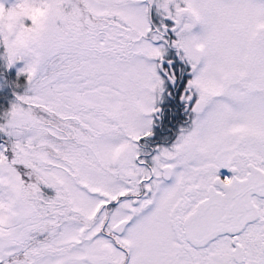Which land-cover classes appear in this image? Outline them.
<instances>
[{
	"label": "snow or ice",
	"instance_id": "6c2138e0",
	"mask_svg": "<svg viewBox=\"0 0 264 264\" xmlns=\"http://www.w3.org/2000/svg\"><path fill=\"white\" fill-rule=\"evenodd\" d=\"M0 264H264V0H0Z\"/></svg>",
	"mask_w": 264,
	"mask_h": 264
},
{
	"label": "rangeland",
	"instance_id": "374dc122",
	"mask_svg": "<svg viewBox=\"0 0 264 264\" xmlns=\"http://www.w3.org/2000/svg\"><path fill=\"white\" fill-rule=\"evenodd\" d=\"M13 2L14 0H6V6H10Z\"/></svg>",
	"mask_w": 264,
	"mask_h": 264
}]
</instances>
